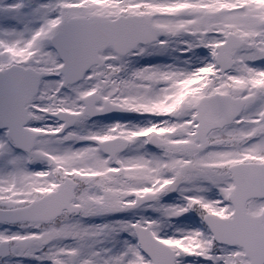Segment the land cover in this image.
Returning <instances> with one entry per match:
<instances>
[{"label":"snow or ice","instance_id":"obj_1","mask_svg":"<svg viewBox=\"0 0 264 264\" xmlns=\"http://www.w3.org/2000/svg\"><path fill=\"white\" fill-rule=\"evenodd\" d=\"M0 264H264V0H0Z\"/></svg>","mask_w":264,"mask_h":264}]
</instances>
